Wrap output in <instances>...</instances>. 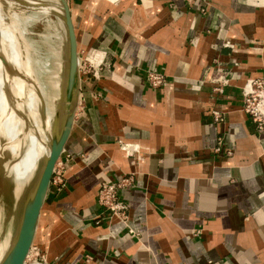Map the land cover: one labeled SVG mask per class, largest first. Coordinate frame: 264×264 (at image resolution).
I'll list each match as a JSON object with an SVG mask.
<instances>
[{
  "label": "crops",
  "instance_id": "obj_1",
  "mask_svg": "<svg viewBox=\"0 0 264 264\" xmlns=\"http://www.w3.org/2000/svg\"><path fill=\"white\" fill-rule=\"evenodd\" d=\"M68 3L80 97L64 186L49 184L30 252L51 264H264V123L242 109L244 85L264 77V0ZM123 178L127 222L97 202L100 183Z\"/></svg>",
  "mask_w": 264,
  "mask_h": 264
},
{
  "label": "rangeland",
  "instance_id": "obj_2",
  "mask_svg": "<svg viewBox=\"0 0 264 264\" xmlns=\"http://www.w3.org/2000/svg\"><path fill=\"white\" fill-rule=\"evenodd\" d=\"M0 1L5 5L0 4V12L6 15V22H12V27H17L14 30L17 43L23 56H27L30 61L32 68L31 88L33 87L37 94L38 101L41 102L43 99V107L47 106L54 109L59 94L63 90L67 58V33L65 25L59 17L61 12L59 0ZM46 6H52V10L49 13L40 12V9ZM13 12L17 14L16 22L12 20ZM84 62L82 66H85V70H87L88 62ZM51 78L57 79V85H52ZM39 90L41 92L44 90L42 97L39 95ZM11 99L15 100V97ZM40 102L42 115L43 107ZM24 113L23 116L26 115ZM53 116L54 113L52 112V123ZM5 145V140L0 138V244L3 246V254L17 230L23 202L43 166V161H41L29 186H24L20 193L15 194V180L5 169V164H10L16 157H10L7 149L1 147Z\"/></svg>",
  "mask_w": 264,
  "mask_h": 264
},
{
  "label": "bare ground",
  "instance_id": "obj_3",
  "mask_svg": "<svg viewBox=\"0 0 264 264\" xmlns=\"http://www.w3.org/2000/svg\"><path fill=\"white\" fill-rule=\"evenodd\" d=\"M0 4L5 6L2 1ZM52 6L42 7L40 12L49 13ZM5 16L0 12V138L6 142L1 147L7 149L10 157H16L10 164H5V169L13 176L14 193L18 194L24 186H29L38 165L48 155L53 124L51 117L48 130L44 129V109L41 115L40 101L31 88L30 61L23 56L17 43L14 33L17 27L6 22ZM16 17L13 12L12 20L15 22ZM39 95L41 97L40 90ZM13 97L15 100L11 99ZM40 103L43 107L42 99ZM2 255L3 246L0 244V259Z\"/></svg>",
  "mask_w": 264,
  "mask_h": 264
},
{
  "label": "water",
  "instance_id": "obj_4",
  "mask_svg": "<svg viewBox=\"0 0 264 264\" xmlns=\"http://www.w3.org/2000/svg\"><path fill=\"white\" fill-rule=\"evenodd\" d=\"M60 14L67 33V58L63 90L59 94L50 134L49 153L42 169L28 192L22 206L21 216L13 239L0 259V264H24L31 248L40 210L44 203L54 166L70 135L78 107L80 59L68 0H59Z\"/></svg>",
  "mask_w": 264,
  "mask_h": 264
},
{
  "label": "built area",
  "instance_id": "obj_5",
  "mask_svg": "<svg viewBox=\"0 0 264 264\" xmlns=\"http://www.w3.org/2000/svg\"><path fill=\"white\" fill-rule=\"evenodd\" d=\"M146 78L153 86H159L164 83L163 76L158 72H149ZM215 81L218 85L215 86L214 91L222 93L227 80L218 78ZM242 109L256 123L257 128L262 130L264 123V77L253 78L244 85L242 88ZM211 114L215 121L220 122L223 120V112L221 110L213 109L211 110ZM220 148L221 137L218 138V146L215 150L219 151ZM126 181L127 179L125 178L106 180L100 183L97 193V202L105 214L111 219L116 218L123 222L128 221V206L120 197V189L125 185ZM50 184L58 189L64 186V167L59 159L54 166ZM30 250L26 256L25 264H51L44 258L37 257Z\"/></svg>",
  "mask_w": 264,
  "mask_h": 264
}]
</instances>
